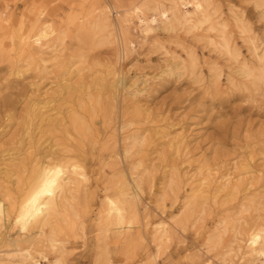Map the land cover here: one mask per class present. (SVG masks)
<instances>
[{"label": "rangeland", "instance_id": "1", "mask_svg": "<svg viewBox=\"0 0 264 264\" xmlns=\"http://www.w3.org/2000/svg\"><path fill=\"white\" fill-rule=\"evenodd\" d=\"M206 1L219 32L210 22L165 30L151 8L174 9L170 0H0L9 6L0 23V195L16 200L39 161L77 162L88 177L61 204L74 225L57 233L58 248L5 220L0 264H31L29 254L38 264H263L248 253L247 231L264 226V81L240 69L264 65V7ZM107 12L104 32L82 38L81 25ZM40 24L56 33L30 55L19 39ZM223 39L238 61L215 46ZM123 187L137 221L126 235L112 226L105 234V199Z\"/></svg>", "mask_w": 264, "mask_h": 264}, {"label": "bare ground", "instance_id": "2", "mask_svg": "<svg viewBox=\"0 0 264 264\" xmlns=\"http://www.w3.org/2000/svg\"><path fill=\"white\" fill-rule=\"evenodd\" d=\"M173 7H166L163 4L151 8L158 13L161 20H163L164 29L168 31L176 30L180 27H186L188 30L200 29L205 23H211L210 29L217 30V24L212 23L213 14L209 11V3L206 0H170ZM257 5L264 7V0H257ZM181 7H184V11H180ZM189 8H192L190 11ZM135 13V19L140 22V26L145 22L141 15L144 17V12L141 8H137ZM171 13V14H170ZM9 15V6L2 5L0 9V23L8 22L6 17ZM43 12L38 15L39 22ZM171 16V17H170ZM109 12L105 13L93 26L81 25L80 35L82 38L88 40L93 38L97 34L104 32L107 28V22L109 21ZM133 19H124L123 23L130 25ZM223 32V30L221 31ZM56 31L50 24H40L38 27H33L29 33L21 35L19 39L20 48L27 50L30 55H37L42 53L41 48L44 45V41L54 36ZM61 36L54 39V43L51 46L53 49L58 45V41ZM220 45L224 48L225 53L230 55L231 59L238 61V54L234 55L230 51V42L227 39L223 41H217L215 46ZM254 55H257L256 47H251ZM244 77H255L260 81H264V65H260L259 70L248 67L246 64L240 69ZM207 178H205L199 188H203ZM19 182L23 183V189L21 190L18 198L13 200L11 195H0V229L4 226V221L13 220L14 224L23 231H29L30 229L37 228L40 237H45V241L49 244L50 248H58V243L55 236L58 232L66 227H72L73 222L70 221V215L65 210L61 212L60 207L68 206L65 204L67 193L70 191V185H75L78 188L88 182L87 173L84 167L77 162H64L62 160L54 162H37L31 171L30 177L27 181L19 179ZM228 183L222 182L221 187L226 188ZM139 188V184L136 185ZM240 183L231 185L230 191L236 193L239 190ZM201 191V189H200ZM65 201V202H64ZM106 215L104 219V233L106 234L113 228L116 235L128 234L133 225L137 221V213L132 208L130 203L129 193L122 188L118 195L108 196L105 199ZM13 214V215H12ZM69 216V218H68ZM113 228H110V227ZM50 227V235L46 237L44 228ZM162 231L165 228L161 229ZM161 232V231H160ZM238 235V233H236ZM163 237V235H162ZM159 237L158 240H162ZM223 237H219V241ZM247 249L250 256L253 259H261L264 264V226L253 225L247 231ZM105 251V250H104ZM105 255L107 252L105 251ZM31 264H38V260L31 254L28 255ZM42 259H46V256L42 255ZM108 261L105 257L104 262ZM62 261L58 260L57 264H61ZM252 264L253 261L251 260ZM205 264H211L207 262Z\"/></svg>", "mask_w": 264, "mask_h": 264}]
</instances>
